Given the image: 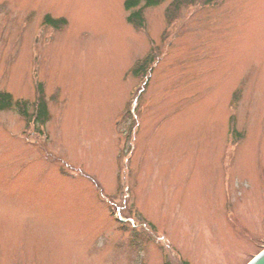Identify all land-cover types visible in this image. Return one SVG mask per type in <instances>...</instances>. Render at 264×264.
<instances>
[{
    "label": "rangeland",
    "instance_id": "obj_1",
    "mask_svg": "<svg viewBox=\"0 0 264 264\" xmlns=\"http://www.w3.org/2000/svg\"><path fill=\"white\" fill-rule=\"evenodd\" d=\"M124 1L0 0V91L48 110H0V264L264 249V0H165L139 27Z\"/></svg>",
    "mask_w": 264,
    "mask_h": 264
},
{
    "label": "trees",
    "instance_id": "obj_2",
    "mask_svg": "<svg viewBox=\"0 0 264 264\" xmlns=\"http://www.w3.org/2000/svg\"><path fill=\"white\" fill-rule=\"evenodd\" d=\"M165 0H125L124 8L128 11L126 16V21L133 24L136 27L143 25V10L146 7L156 6L161 4ZM193 0H171L170 5L172 6H182L186 3L192 2ZM44 22L47 25H50L53 28H58L60 25L66 23L65 18H52L49 14H46L44 17ZM154 61L153 55L150 53L136 62L132 68V73L146 74L147 70L150 69ZM11 105H16L19 107L22 115L28 120L33 121L34 124L44 125L48 118L47 104L44 100L43 93L40 92L37 95L36 101L34 103V112H31L27 117V111L25 102L12 100L11 94L6 91H0V110L9 108Z\"/></svg>",
    "mask_w": 264,
    "mask_h": 264
},
{
    "label": "water",
    "instance_id": "obj_3",
    "mask_svg": "<svg viewBox=\"0 0 264 264\" xmlns=\"http://www.w3.org/2000/svg\"><path fill=\"white\" fill-rule=\"evenodd\" d=\"M248 264H264V249L259 252Z\"/></svg>",
    "mask_w": 264,
    "mask_h": 264
}]
</instances>
